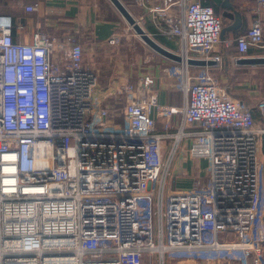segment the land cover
<instances>
[{
    "label": "built area",
    "instance_id": "obj_1",
    "mask_svg": "<svg viewBox=\"0 0 264 264\" xmlns=\"http://www.w3.org/2000/svg\"><path fill=\"white\" fill-rule=\"evenodd\" d=\"M149 9L182 42L178 53L217 62L163 68L182 106L161 103L150 74L126 76L114 100L96 106L100 78L75 34L36 28L20 41L23 25L0 14V264H145L146 254L161 264H264V94L246 104L214 74L223 68L224 18L211 4L163 0ZM250 24L225 44L235 62L264 46L261 19ZM179 148L208 160L206 182L168 190Z\"/></svg>",
    "mask_w": 264,
    "mask_h": 264
},
{
    "label": "crops",
    "instance_id": "obj_2",
    "mask_svg": "<svg viewBox=\"0 0 264 264\" xmlns=\"http://www.w3.org/2000/svg\"><path fill=\"white\" fill-rule=\"evenodd\" d=\"M31 1L0 0V14H11L16 25H23L22 29L15 31V38L20 41H31L32 32L36 28L57 37H65L69 33L75 34L77 41L84 46L86 65L90 66L100 78L94 92L96 106L104 107V105L111 103L114 100V93L120 88V84L126 76L132 77L137 82L146 74L156 76L161 103L182 106L184 103L182 91L176 87L174 79H169L162 74L163 68L171 64L173 60L166 58L154 48L152 49L140 36L139 39L142 42H138L134 38H130L131 43L126 41L124 36L128 32L125 27L127 21L124 22L123 15L110 0H41L36 11L26 12L25 4ZM122 1L138 18L147 32L159 43L168 49L180 50L182 42L176 35L172 34L171 27L149 9L154 3L160 2L162 4L163 0H148L146 6H140L137 0ZM205 2L215 6L213 0H205ZM233 3L241 12L242 20L237 28L227 31L221 43L223 65L228 58L230 70L233 69L232 63L239 65L238 68L244 64L235 62L234 57L237 54L233 53L225 44L231 42L234 45L237 42V36L246 33L254 17H259L264 26V8L258 9L257 0H233ZM217 9L219 15H222V10ZM223 18L224 26L234 22L233 19L224 16ZM135 33L137 34V32ZM114 35L118 36V42L109 44L107 39ZM263 48L264 46L254 45L250 47L246 55L254 56V53L262 51ZM213 69L215 68L213 67ZM111 111V117L114 121L122 123L123 113L118 109H111ZM162 124L163 118L159 117L156 125L159 132L163 131ZM200 160L190 161L188 167L193 169L192 164L196 163L197 165ZM175 173L177 172L175 171ZM180 186L190 187L191 185L180 182ZM184 263L195 264L194 261H185Z\"/></svg>",
    "mask_w": 264,
    "mask_h": 264
},
{
    "label": "rangeland",
    "instance_id": "obj_3",
    "mask_svg": "<svg viewBox=\"0 0 264 264\" xmlns=\"http://www.w3.org/2000/svg\"><path fill=\"white\" fill-rule=\"evenodd\" d=\"M11 3V2H9ZM124 22L126 21L123 18ZM128 29V32L126 33V41L128 40L131 43L130 38H134L138 40V42H142L139 39V35L135 33V30L126 22V26ZM126 29V30H127ZM129 34V35H127ZM222 46L218 47V50L221 51ZM137 50V49H136ZM138 51L140 49L138 48ZM234 53V50H232ZM254 55H264V48L262 51H259L258 53H254ZM253 56V55H250ZM233 69L229 71H226L225 68H217L215 69L214 74L219 78L220 82L227 84L230 86L231 95L239 100H243L244 98L241 96H238L239 94L246 96L247 98H250V102L253 103L256 101L257 97L264 94V65H243L239 68L236 63L231 64ZM238 68V69H237ZM246 87V88H245ZM250 93H249V91ZM248 93V95H247ZM251 96H250V95ZM172 143L167 142V148L164 153L165 160L169 163V152L171 150ZM186 150V149H185ZM196 159L189 158L186 151L181 150V148L178 149L176 154L173 157V161L170 165V174L168 175V190L174 189V187H180V188H190V187H184L180 186L181 184H190L191 186L194 184H198L206 182L208 179L207 176V169H208V160L201 159L200 162L193 163V169L188 167V163L190 161H194ZM175 171L177 173H175ZM191 171V172H189ZM145 264H161L160 261H157V258L151 255H147L144 258ZM185 261H180L177 258L172 259L167 257L166 258V264H186ZM195 264H215L212 261L209 262H196ZM217 264V263H216Z\"/></svg>",
    "mask_w": 264,
    "mask_h": 264
},
{
    "label": "water",
    "instance_id": "obj_4",
    "mask_svg": "<svg viewBox=\"0 0 264 264\" xmlns=\"http://www.w3.org/2000/svg\"><path fill=\"white\" fill-rule=\"evenodd\" d=\"M114 7L121 12L123 17L126 19L128 24L133 27L135 32L140 36V38L147 43L152 49L154 48L157 52L162 54L168 59H172L177 62H184L195 66H215L217 62L212 58L199 59L195 57L188 56L187 58L175 50L168 49L162 43H159L154 37L151 36L149 32L141 25L138 18L135 17L131 10L125 5L122 0H110ZM214 5L222 10V15L226 18L233 19V24L226 25L223 27L221 32V38H224L227 31L230 29L237 28L242 20V14L238 7H235L233 0H213ZM244 65H264V55H254V56H241L238 58L237 63ZM264 141V136H263ZM264 151V143H263Z\"/></svg>",
    "mask_w": 264,
    "mask_h": 264
},
{
    "label": "trees",
    "instance_id": "obj_5",
    "mask_svg": "<svg viewBox=\"0 0 264 264\" xmlns=\"http://www.w3.org/2000/svg\"><path fill=\"white\" fill-rule=\"evenodd\" d=\"M213 6V5H212ZM214 8H215V11H216V13L217 14H219V11H218V9L215 7V6H213ZM238 37V36H237ZM223 48V47H222ZM225 50V48L223 49V51ZM229 64H230V60L227 58V60H226V62H224V68H225V70L226 71H229V69H230V66H229ZM228 88L230 89V86L228 85ZM228 89V90H229ZM230 91V90H229ZM230 93H231V91H230ZM238 96H241V97H243L244 99V102L246 103V104H249V105H251V104H253V103H251L250 102V98H247L246 96H244V95H241V94H239Z\"/></svg>",
    "mask_w": 264,
    "mask_h": 264
},
{
    "label": "bare ground",
    "instance_id": "obj_6",
    "mask_svg": "<svg viewBox=\"0 0 264 264\" xmlns=\"http://www.w3.org/2000/svg\"><path fill=\"white\" fill-rule=\"evenodd\" d=\"M133 28V27H132Z\"/></svg>",
    "mask_w": 264,
    "mask_h": 264
}]
</instances>
